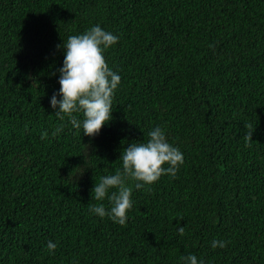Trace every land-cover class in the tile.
<instances>
[{
  "label": "trees",
  "instance_id": "16d2710c",
  "mask_svg": "<svg viewBox=\"0 0 264 264\" xmlns=\"http://www.w3.org/2000/svg\"><path fill=\"white\" fill-rule=\"evenodd\" d=\"M97 25L119 38L104 58L120 84L112 119L88 137L50 100L61 99L63 44ZM155 127L183 154L176 177L139 190L127 181L124 226L93 213L112 206L94 199L95 184ZM189 255L264 264V0H0V264Z\"/></svg>",
  "mask_w": 264,
  "mask_h": 264
},
{
  "label": "clouds",
  "instance_id": "9594fccd",
  "mask_svg": "<svg viewBox=\"0 0 264 264\" xmlns=\"http://www.w3.org/2000/svg\"><path fill=\"white\" fill-rule=\"evenodd\" d=\"M118 37L103 30L99 25L92 27L84 34L71 35L63 44L66 49L63 67L60 71L59 95L53 94L50 105L55 109V115L61 121L69 118L74 129L82 126L83 134L88 137L98 135L102 127L112 119V101L115 90L120 84V76L113 72L105 58L104 52L118 42ZM73 113H82L83 121L77 119ZM62 124L53 133V137L63 131ZM249 131L245 135L246 142H252L254 129L246 125ZM47 132L41 134L46 139ZM147 143H132L123 151L122 171L117 170L114 175L101 178L95 184L92 193L96 201L105 198L111 203L110 210H106L103 203L91 206V211L103 218L108 216L114 223L124 226L127 213L132 208V187L127 181H136L135 188L139 190L145 185L157 182L162 176L170 175L175 178L179 167L184 163L182 152L172 146L161 127H155L148 133ZM167 165V167H164ZM115 189V191L110 190ZM181 236L185 229L180 227ZM57 245L52 241L47 244L49 253H54ZM212 247L223 249L226 242L213 240ZM186 264H198L195 255L181 257Z\"/></svg>",
  "mask_w": 264,
  "mask_h": 264
}]
</instances>
